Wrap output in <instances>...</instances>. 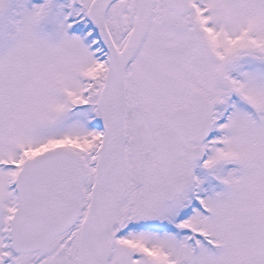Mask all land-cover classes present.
Instances as JSON below:
<instances>
[{"label":"snow or ice","instance_id":"obj_1","mask_svg":"<svg viewBox=\"0 0 264 264\" xmlns=\"http://www.w3.org/2000/svg\"><path fill=\"white\" fill-rule=\"evenodd\" d=\"M0 264H264V0H0Z\"/></svg>","mask_w":264,"mask_h":264}]
</instances>
